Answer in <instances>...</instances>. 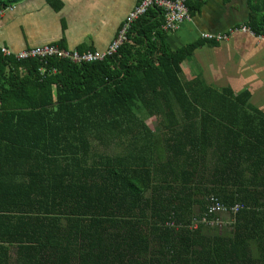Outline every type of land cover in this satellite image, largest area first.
I'll return each mask as SVG.
<instances>
[{
  "label": "trees",
  "instance_id": "trees-1",
  "mask_svg": "<svg viewBox=\"0 0 264 264\" xmlns=\"http://www.w3.org/2000/svg\"><path fill=\"white\" fill-rule=\"evenodd\" d=\"M246 8L264 38V0ZM164 25L150 8L91 63L0 48V264H264V113L248 90L185 81L220 42L174 50ZM212 196L243 206L223 233L201 223Z\"/></svg>",
  "mask_w": 264,
  "mask_h": 264
},
{
  "label": "crops",
  "instance_id": "crops-1",
  "mask_svg": "<svg viewBox=\"0 0 264 264\" xmlns=\"http://www.w3.org/2000/svg\"><path fill=\"white\" fill-rule=\"evenodd\" d=\"M50 1L22 0L5 10L0 16V48L18 53L56 44L68 51L105 52L140 2L55 0V7ZM247 14L246 0H206L198 13L170 34L168 42L176 50L204 35H226L217 47L196 50L182 65L183 78L235 92L246 88L252 106L264 113V38L242 31Z\"/></svg>",
  "mask_w": 264,
  "mask_h": 264
},
{
  "label": "built area",
  "instance_id": "built-area-1",
  "mask_svg": "<svg viewBox=\"0 0 264 264\" xmlns=\"http://www.w3.org/2000/svg\"><path fill=\"white\" fill-rule=\"evenodd\" d=\"M188 0H140V3L135 9L127 16L121 29L119 30L116 38L113 40L107 51L105 52H70L58 48L56 45H43L40 47H34L22 52H13L12 50L2 47L1 50L7 55H14L18 60L32 59V58H47L54 57L61 60L71 61L75 64L91 63L96 61H102L108 56H113L118 52L123 42L127 39V34L131 29V26L135 21L145 16L150 8H160L165 14V25L164 31L168 33L175 32L180 25L191 19L189 9L187 7ZM4 11L0 12V16ZM243 32H249L245 27L242 29ZM204 39L216 40L223 42L227 40L226 35H204ZM209 205L207 212L203 216L201 223L206 225H218L223 226L221 216H234L237 215L243 206L240 204L234 205L233 207L227 208L219 202L214 196L209 199ZM210 217H216L215 221H210Z\"/></svg>",
  "mask_w": 264,
  "mask_h": 264
},
{
  "label": "rangeland",
  "instance_id": "rangeland-1",
  "mask_svg": "<svg viewBox=\"0 0 264 264\" xmlns=\"http://www.w3.org/2000/svg\"><path fill=\"white\" fill-rule=\"evenodd\" d=\"M246 89V88H245ZM244 88H240V90H245ZM249 89V88H247ZM239 91V90H237ZM138 116L141 118V119H144L146 117V113L141 109L139 112H138ZM147 125L149 126V128L152 130V131H156L157 130V123L155 121V119H148L147 121ZM198 209L196 208V213H197ZM221 221L223 222V226L221 228V226H218V230L220 232H225L228 230L229 226H230V216H226V215H223L221 216Z\"/></svg>",
  "mask_w": 264,
  "mask_h": 264
}]
</instances>
